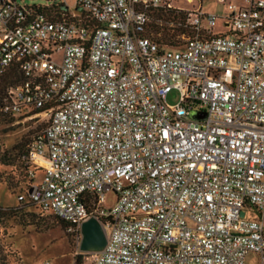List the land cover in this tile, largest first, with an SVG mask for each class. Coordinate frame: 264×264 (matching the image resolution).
Here are the masks:
<instances>
[{
	"label": "built area",
	"instance_id": "2783aa9c",
	"mask_svg": "<svg viewBox=\"0 0 264 264\" xmlns=\"http://www.w3.org/2000/svg\"><path fill=\"white\" fill-rule=\"evenodd\" d=\"M175 1L77 0L55 19L0 0V74H23L1 111L48 117L22 156L43 180L18 199L78 238L99 219L88 264H264V0ZM152 15H178L183 43L147 35Z\"/></svg>",
	"mask_w": 264,
	"mask_h": 264
},
{
	"label": "rangeland",
	"instance_id": "374dc122",
	"mask_svg": "<svg viewBox=\"0 0 264 264\" xmlns=\"http://www.w3.org/2000/svg\"><path fill=\"white\" fill-rule=\"evenodd\" d=\"M18 1L22 5H47L56 0ZM66 4L71 11H78L76 9L77 0H67ZM175 5L193 9L200 5V0L192 2L176 0ZM203 7L207 11L220 15L230 12L229 5L219 0H205ZM175 19L173 15H152L148 32L155 34V31L159 30L160 33H172L176 41L174 44H181L184 41V33L176 28L181 27L178 23L179 17ZM215 30L227 31L223 19L219 20ZM168 44L161 43L162 46H168ZM179 98V92L173 90L168 95V102L176 104ZM0 118L4 119L1 115ZM7 118L0 123V205L16 207L18 214L0 218V247L3 250V257L0 253V264H46L47 261L50 264H74L76 256L84 253L80 249L82 235L78 238L75 233L68 230L62 220L52 213L43 211L34 203H20L18 199V195L32 182L19 158L20 149L27 148L37 133L46 125L48 117L39 115L34 118L26 116ZM34 171L36 172L34 183H40L45 172L40 166H37ZM115 201V192L108 191L105 205L111 207ZM90 255L91 253H88V262ZM246 264H260L259 254L249 253L246 257Z\"/></svg>",
	"mask_w": 264,
	"mask_h": 264
},
{
	"label": "trees",
	"instance_id": "16d2710c",
	"mask_svg": "<svg viewBox=\"0 0 264 264\" xmlns=\"http://www.w3.org/2000/svg\"><path fill=\"white\" fill-rule=\"evenodd\" d=\"M29 9L31 10V12L36 15V14H43L46 15L48 17L51 18H55V19H61L63 17H73L71 14L70 9L67 7V5H65L64 3L56 0L51 4H47V5H43V4H28ZM80 15H78L75 19H81L82 21L86 22L88 24V18H87V13L82 10L79 12ZM170 16V15H169ZM175 18L179 17L178 15H173ZM181 18L183 19L185 16L184 15H180ZM177 29L179 28L182 33L184 34H189L187 33V29L183 26L181 27H176ZM148 30L146 31L147 34ZM161 31H155V34H152L150 32H148L147 35L155 38L160 44L161 43H169L168 46H175L177 44H174V34L172 33H168V32H162ZM162 46V45H161ZM163 47V46H162ZM23 78V74L20 71V68L18 66H12L10 67L6 72H4L3 74H0V115L1 117L3 116L4 119L0 118V123L3 120L8 119L7 117L13 118V117H20V116H27V115H16L13 113H5L1 111V105L4 101V97L6 95L7 89L8 87H10L11 85L19 82L21 79ZM37 111H32L31 113H36ZM44 128V127H43ZM42 128V129H43ZM40 132V131H39ZM38 132V133H39ZM24 145V144H22ZM26 148L22 150V148L20 149V155L19 158L22 161L25 169H26V173L27 175L30 177L31 179V183L28 184L27 187H31L35 181V176L31 175L29 173V169L31 167V165L26 164L23 159L22 156L25 153ZM26 187V188H27ZM10 188H12V185H10ZM20 203H24L22 201H20ZM18 208L16 207H4L0 205V218L9 216V215H17L18 214ZM61 220V219H60ZM25 221V220H24ZM63 221V220H62ZM65 223V225L68 228V224L63 221ZM75 233V232H73ZM78 233V232H77ZM75 233V234H77ZM2 248L0 247V253H2V257H3V252H2ZM4 259H5V255H4ZM88 262V252H84V253H80L76 256L75 262L74 264H87Z\"/></svg>",
	"mask_w": 264,
	"mask_h": 264
},
{
	"label": "water",
	"instance_id": "95a60500",
	"mask_svg": "<svg viewBox=\"0 0 264 264\" xmlns=\"http://www.w3.org/2000/svg\"><path fill=\"white\" fill-rule=\"evenodd\" d=\"M76 9L81 10V7H76ZM191 115L202 117V115L196 111H192ZM242 214L244 215V212ZM81 234L80 249L83 252L100 251L106 246L108 241L106 230L96 217H90L82 223Z\"/></svg>",
	"mask_w": 264,
	"mask_h": 264
}]
</instances>
